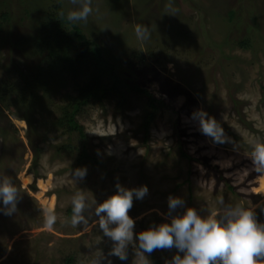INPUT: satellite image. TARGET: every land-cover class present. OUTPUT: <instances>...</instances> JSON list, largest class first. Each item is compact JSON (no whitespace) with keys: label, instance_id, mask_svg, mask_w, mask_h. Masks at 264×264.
I'll return each instance as SVG.
<instances>
[{"label":"rangeland","instance_id":"rangeland-1","mask_svg":"<svg viewBox=\"0 0 264 264\" xmlns=\"http://www.w3.org/2000/svg\"><path fill=\"white\" fill-rule=\"evenodd\" d=\"M26 1L0 0V14L13 18L0 31V80L20 81L18 71L29 73L38 60L22 48L32 33V22L21 18ZM32 1L50 7L48 0ZM60 1L67 15L89 7L85 20L73 22L123 81L164 105L147 139L143 123L151 108L135 94L82 109L77 120L86 138L64 133L54 124L58 108L88 80V66L36 110L32 141L18 107L0 103V183L16 188L15 210L0 214V264H143L136 236L187 209L220 220L239 205L264 226V168L252 157L254 145L264 143V0ZM137 25L146 29L140 38ZM197 111L215 120L222 141L200 131L192 119ZM83 149L89 159H81ZM117 184L148 188L128 213L134 228L125 261L112 255L115 242L99 226L105 214H96ZM76 197L83 208L73 224ZM169 197L183 204L170 212ZM9 208L0 203V210ZM177 254L183 255L171 248L143 255L147 264H171Z\"/></svg>","mask_w":264,"mask_h":264},{"label":"trees","instance_id":"trees-1","mask_svg":"<svg viewBox=\"0 0 264 264\" xmlns=\"http://www.w3.org/2000/svg\"><path fill=\"white\" fill-rule=\"evenodd\" d=\"M30 1H26V7L23 4L21 18L32 22V33L28 34L22 48L26 50L28 58L35 57L38 60L29 73L18 71L20 81L0 80V103L9 100L7 105L18 107V112L22 113L30 128V140L39 132L36 110L44 106L48 96L65 87L68 77L78 79L80 70L86 66L92 69L90 77L83 84H78L74 94L67 93L64 96V104L58 108L59 116L55 119V126L66 134L76 133L79 138L84 139L85 128L77 120L82 109L93 104L103 105L105 101L124 102L132 94L143 95L148 98L151 108L143 123L147 139L151 125L164 103L140 86H131L123 81L115 73V66L105 59L101 47L89 40L79 25L67 19L60 0H48L50 7L43 10L36 7L37 2ZM12 20L9 11H2L0 31L3 30V24L8 23L10 26ZM240 44L246 46L249 42L244 40ZM12 97L14 98L11 99ZM6 107L8 109L10 106ZM42 141L45 139L42 138ZM35 150L38 151L39 148ZM80 157L89 159L91 156L83 149Z\"/></svg>","mask_w":264,"mask_h":264},{"label":"clouds","instance_id":"clouds-1","mask_svg":"<svg viewBox=\"0 0 264 264\" xmlns=\"http://www.w3.org/2000/svg\"><path fill=\"white\" fill-rule=\"evenodd\" d=\"M89 7L67 15L69 21L85 20L90 13ZM146 32L141 25H137L135 33L138 38ZM206 113L197 111L192 114L193 120L199 121L200 131L216 141H222V129L215 120L206 119ZM253 163L258 165V170L264 168V143H256L252 152ZM83 178L86 169L76 173ZM148 194L147 186L139 188H124L116 185V192L109 196L97 209L100 216L99 226L105 236L115 242L112 255L125 261L127 256L125 248L128 241L133 239L134 221L129 216L133 206V198L143 200ZM16 188L7 180L0 183V203L4 206L11 205L7 211L0 210V214L11 215L15 210ZM83 197L73 199L74 213L73 224L83 208ZM183 201L179 198L169 197L168 209L175 210ZM55 217L49 214L45 223L51 227ZM115 225L114 227H110ZM136 239L141 249L143 264H147L143 254H152L155 250L175 248L178 253L171 264H257L264 258V226L258 225L251 210L242 206L227 209L220 220L215 214L208 218H201L193 209H187L183 215L171 218L170 223H161L140 232Z\"/></svg>","mask_w":264,"mask_h":264},{"label":"bare ground","instance_id":"bare-ground-1","mask_svg":"<svg viewBox=\"0 0 264 264\" xmlns=\"http://www.w3.org/2000/svg\"><path fill=\"white\" fill-rule=\"evenodd\" d=\"M26 180H28V179H26Z\"/></svg>","mask_w":264,"mask_h":264}]
</instances>
